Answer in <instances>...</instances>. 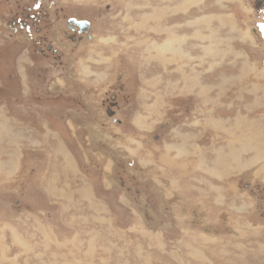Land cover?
<instances>
[{
	"label": "rangeland",
	"instance_id": "rangeland-1",
	"mask_svg": "<svg viewBox=\"0 0 264 264\" xmlns=\"http://www.w3.org/2000/svg\"><path fill=\"white\" fill-rule=\"evenodd\" d=\"M254 1L0 0V264H264Z\"/></svg>",
	"mask_w": 264,
	"mask_h": 264
},
{
	"label": "flooded vegetation",
	"instance_id": "flooded-vegetation-1",
	"mask_svg": "<svg viewBox=\"0 0 264 264\" xmlns=\"http://www.w3.org/2000/svg\"><path fill=\"white\" fill-rule=\"evenodd\" d=\"M253 9H254L253 11H254V14H255L256 18H258V21L255 22V25H254V28H253V33H255L257 35V37L264 44V0H255L254 4H253ZM28 14L30 15L29 17L28 16L20 17V19H19V23L20 24L19 25L24 26V22H25V20H27L25 18H30L31 17L32 19L36 18V20H37L38 19L37 17H39L38 14H36V13L33 14L32 13V9L28 10ZM70 19H75L76 21H87L88 23H87V25H84V26L82 25L81 26V25H78L77 23H75L76 21L74 23L73 22H69ZM70 19L67 21L68 22V26H69L70 30L73 31V33H77L78 34V37H79L78 40H80L81 39L80 36H82L84 34H86V38L88 40L91 39L92 36L89 34V31L91 29V25L92 24L90 23V21L83 20V19L80 20V19H76V18H70ZM88 25H89V29L87 31L86 29H87ZM69 38H71L73 40L76 39L75 37H71V36H69ZM63 48H64V46H62V49ZM56 53H57V50L54 51V54H56ZM109 114L110 115L112 114L111 110H109Z\"/></svg>",
	"mask_w": 264,
	"mask_h": 264
},
{
	"label": "bare ground",
	"instance_id": "bare-ground-1",
	"mask_svg": "<svg viewBox=\"0 0 264 264\" xmlns=\"http://www.w3.org/2000/svg\"><path fill=\"white\" fill-rule=\"evenodd\" d=\"M169 1V0H168ZM174 6V5H173ZM176 6V5H175ZM178 9H176V11L177 10H179V7H177ZM181 10V9H180ZM171 16V15H170ZM177 17V16H176ZM171 27V26H170ZM169 26H167V27H165V31L167 32V33H170L173 37H174V39L171 41V43H170V46L169 47H167V49H168V51H170V52H173L174 54H176V55H179V56H181L182 57V59H183V54H182V52L180 51L181 50V48H182V42L183 41H181V39L182 40H184L181 36H177L176 34H175V32H174V29L173 28H170ZM211 30V29H210ZM253 32V30H251V33ZM249 33V32H248ZM211 34V33H210ZM214 34V33H213ZM255 38H258L257 36H256V34L255 33H253L252 34ZM250 37H252V36H250ZM92 39V38H91ZM218 39V38H217ZM184 41H186V40H184ZM251 44V43H250ZM252 45V44H251ZM165 48V47H164ZM163 48V49H164ZM184 52V51H183ZM204 93V92H203ZM239 114H241V113H239ZM238 118V119H237ZM236 118V122H238V124H240V125H242V126H244V124L246 125V120L245 119H241L239 116ZM48 128V127H47ZM249 130V129H248ZM253 131V130H252ZM249 132V134H247V132H245L247 135H246V138H245V140H244V142H242L239 146L241 147V148H243V149H247V148H249L250 146H251V142L255 139V138H258V135H260L261 133H259L258 131L256 132H250V130L248 131ZM232 149H234V148H232V146L230 147V149L229 150H231L232 151ZM258 149H256L255 151H257ZM262 154V153H264L263 151H260V150H258V154ZM258 154H256V157H255V159L257 158V161H258V157H257V155ZM231 154H230V152H229V154H224V155H222V158H220V157H218L219 159L218 160H216L215 159V163H216V161H219V162H224V160L225 159H229L231 156H230ZM230 156V157H229ZM261 156V155H260ZM259 156V157H260ZM232 157H234L233 155H232ZM231 157V158H232ZM236 159V158H235ZM238 159V158H237ZM254 159V158H253ZM256 161V160H255ZM257 161L256 162H251L252 163V165L254 164V163H257ZM227 162V161H226ZM232 162V161H231ZM234 162V161H233ZM237 162H238V160H237ZM237 162L235 163V165H237ZM242 162V161H241ZM241 162L237 165V167L238 168H242L241 167ZM247 162V161H246ZM259 163H260V160H259ZM217 164V163H216ZM245 164V163H244ZM258 164V163H257ZM229 165V164H228ZM246 166H248V165H246ZM250 166V165H249ZM248 166V167H249ZM231 167V166H230ZM256 169V168H255ZM234 170V169H233ZM232 170V171H233ZM242 170V169H241ZM213 171V170H212ZM262 173V172H261ZM207 182V181H206ZM206 185V184H205ZM209 185V184H208ZM210 186V185H209ZM209 188V187H208ZM211 189H212V187H211ZM210 190V189H209ZM216 190V189H215ZM219 192V191H218ZM217 194V193H216ZM211 195V194H210ZM212 195H213V192H212ZM209 197V196H208ZM216 197V196H215ZM213 199H216V198H214L213 197ZM240 199V198H239ZM215 202V201H214ZM242 210V209H241ZM211 239V238H210ZM223 247V246H222ZM227 247V246H226ZM229 247V246H228ZM241 249V248H240ZM197 257V256H196ZM202 258V257H201ZM207 261V260H206ZM203 262V261H202Z\"/></svg>",
	"mask_w": 264,
	"mask_h": 264
},
{
	"label": "water",
	"instance_id": "water-1",
	"mask_svg": "<svg viewBox=\"0 0 264 264\" xmlns=\"http://www.w3.org/2000/svg\"><path fill=\"white\" fill-rule=\"evenodd\" d=\"M75 21H76L75 19H70L69 22H73L74 23ZM75 23H77L78 25H81V26L83 25L84 26V25H87L88 22L87 21H76ZM88 29H89V25H88L86 30L88 31Z\"/></svg>",
	"mask_w": 264,
	"mask_h": 264
}]
</instances>
